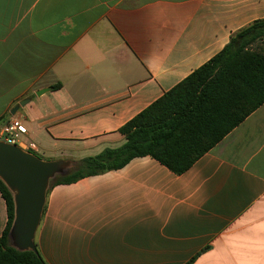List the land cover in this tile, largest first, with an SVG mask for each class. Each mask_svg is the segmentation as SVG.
Listing matches in <instances>:
<instances>
[{
    "label": "crops",
    "instance_id": "obj_1",
    "mask_svg": "<svg viewBox=\"0 0 264 264\" xmlns=\"http://www.w3.org/2000/svg\"><path fill=\"white\" fill-rule=\"evenodd\" d=\"M262 20L264 0H0V127L20 120L42 160L118 148L125 123ZM34 244L47 264H264V103L181 175L138 157L54 185Z\"/></svg>",
    "mask_w": 264,
    "mask_h": 264
},
{
    "label": "trees",
    "instance_id": "obj_2",
    "mask_svg": "<svg viewBox=\"0 0 264 264\" xmlns=\"http://www.w3.org/2000/svg\"><path fill=\"white\" fill-rule=\"evenodd\" d=\"M263 103L264 20L233 34L218 54L125 123L119 129L120 147L75 162L66 175L50 181L49 189L120 169L138 157H150L181 175ZM0 194L7 208L0 264H47L38 251L10 247L13 203L1 181Z\"/></svg>",
    "mask_w": 264,
    "mask_h": 264
},
{
    "label": "water",
    "instance_id": "obj_3",
    "mask_svg": "<svg viewBox=\"0 0 264 264\" xmlns=\"http://www.w3.org/2000/svg\"><path fill=\"white\" fill-rule=\"evenodd\" d=\"M49 90H40L36 95ZM74 166L75 162L70 160H42L16 145L0 141V181L10 192L13 203V219L8 232L10 247L20 252L37 253L34 238L50 181L66 175Z\"/></svg>",
    "mask_w": 264,
    "mask_h": 264
},
{
    "label": "built area",
    "instance_id": "obj_4",
    "mask_svg": "<svg viewBox=\"0 0 264 264\" xmlns=\"http://www.w3.org/2000/svg\"><path fill=\"white\" fill-rule=\"evenodd\" d=\"M26 134V128L18 119L11 118L0 127V141L10 145H16L24 151L32 152L33 144H26L22 137Z\"/></svg>",
    "mask_w": 264,
    "mask_h": 264
},
{
    "label": "rangeland",
    "instance_id": "obj_5",
    "mask_svg": "<svg viewBox=\"0 0 264 264\" xmlns=\"http://www.w3.org/2000/svg\"><path fill=\"white\" fill-rule=\"evenodd\" d=\"M38 156H41V154H37Z\"/></svg>",
    "mask_w": 264,
    "mask_h": 264
}]
</instances>
